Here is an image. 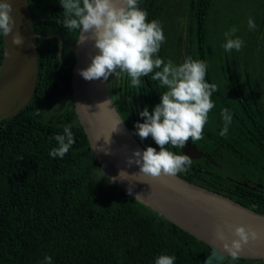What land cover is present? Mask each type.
Wrapping results in <instances>:
<instances>
[{"label":"trees","instance_id":"16d2710c","mask_svg":"<svg viewBox=\"0 0 264 264\" xmlns=\"http://www.w3.org/2000/svg\"><path fill=\"white\" fill-rule=\"evenodd\" d=\"M29 3L32 18L38 19L34 31L60 35L61 63L57 38H38L34 93L19 113L0 121V264H42L45 256L52 264H154L162 254L175 255V264L204 259L211 250L205 242L136 201L102 173L71 88L79 33L57 22L63 19L59 0ZM139 7L148 13V21L162 24L166 41L158 56L177 65L189 56L202 60L207 82L217 85L204 139L194 143L214 163L192 158L190 168L178 175L188 181L202 178L219 193L264 213V36L260 56L256 53L264 0H139ZM249 18L255 30L249 29ZM232 27L238 29L233 38H241L244 46L227 52L224 33ZM2 57L0 35V64ZM114 85L115 102L133 133L134 125L143 122L139 111L146 107L151 112L166 90L151 74L133 87L122 73ZM60 97L64 105L58 113L54 107ZM224 108L232 123L222 137ZM69 125L75 143L62 159L51 157L57 146L54 136ZM135 136L145 148L160 150L151 137ZM222 264H264V259L228 257Z\"/></svg>","mask_w":264,"mask_h":264},{"label":"clouds","instance_id":"9594fccd","mask_svg":"<svg viewBox=\"0 0 264 264\" xmlns=\"http://www.w3.org/2000/svg\"><path fill=\"white\" fill-rule=\"evenodd\" d=\"M59 3L63 9L59 15L63 19L57 22L69 32L79 33V45L91 42L95 50V55H90L91 63L78 70L84 80L104 82L110 76L119 77L123 73L131 78L133 87H139L141 77L151 74V79L166 89L151 112L146 107L139 111L143 122L134 125V135L141 140L151 137L160 150L157 152L151 146L143 151L134 150L126 159L127 165L136 164L140 173L152 177L161 174L175 176L187 171L192 165V158L177 154L168 146L182 149L189 140L194 144L204 139L203 130L208 115L215 107L211 97L217 91V85L206 80V62L189 56L177 65L159 57L161 45L166 41L162 24L158 19L148 21V13L139 7V0H59ZM13 11L12 0H0V35H11L12 44L20 46L24 40L18 30L13 33L16 28ZM248 27L251 30L257 27L251 18ZM237 31L236 27H232L224 33L226 42L222 47L225 51H239L244 46L241 38H233ZM221 116L223 128L220 135L225 137L232 123V114L228 108H224ZM54 139L57 146L52 148L49 155L62 159L75 143L71 126L64 127L63 134L55 135ZM107 143H111L110 137ZM124 173L121 170L117 178L120 179ZM139 198L140 195H137L136 199ZM232 237L229 241L223 228L217 227V247L222 253H227L232 261H237L244 246L257 240L259 234L252 228L237 226ZM175 260V255L162 254L155 258L154 264H175ZM42 264H52V258L45 256Z\"/></svg>","mask_w":264,"mask_h":264},{"label":"water","instance_id":"95a60500","mask_svg":"<svg viewBox=\"0 0 264 264\" xmlns=\"http://www.w3.org/2000/svg\"><path fill=\"white\" fill-rule=\"evenodd\" d=\"M16 28L23 37L20 46L12 44V36H2L3 57L0 64V121L19 113L30 101L38 76L37 39L58 40V57L61 63L62 39L58 33L41 34L34 31L29 0H12ZM264 36V7L257 32L256 53L260 56ZM76 39L73 53L74 66L71 88L77 117L83 127L92 149L101 166L102 173L112 181L121 170L120 179L113 182L142 205L177 225L179 228L205 242L210 253L196 264H222L228 258L217 247L216 229L223 228L230 241L237 226L252 228L259 238L250 241L240 253L241 258L264 259V213L246 207L238 201L216 191V186L195 177L188 181L178 174H161L152 177L140 173L136 164L128 166L127 157L134 150L145 147L134 135L115 102V91L108 81H86L78 73L90 63V55H95L91 42L79 45ZM8 53V55H6ZM106 102V103H105ZM124 120L121 124L120 121ZM122 131H114V129ZM111 134V135H110ZM110 137L111 143H107ZM107 151V153H106ZM191 158L207 157L190 141L181 149ZM213 162L212 159H210ZM214 163V162H213ZM247 185V182L243 183ZM260 187L261 184H258ZM254 188V187H252ZM140 195L139 199L136 196Z\"/></svg>","mask_w":264,"mask_h":264},{"label":"rangeland","instance_id":"374dc122","mask_svg":"<svg viewBox=\"0 0 264 264\" xmlns=\"http://www.w3.org/2000/svg\"><path fill=\"white\" fill-rule=\"evenodd\" d=\"M118 87H119V85H118ZM60 101H63L62 97H60L57 100H55V102H58L57 105H55V111H58V113H60L62 111L63 105H64V103L60 102ZM50 105H52V102L50 103Z\"/></svg>","mask_w":264,"mask_h":264},{"label":"flooded vegetation","instance_id":"af4514ba","mask_svg":"<svg viewBox=\"0 0 264 264\" xmlns=\"http://www.w3.org/2000/svg\"><path fill=\"white\" fill-rule=\"evenodd\" d=\"M110 78V81H111V86L113 87V89H114V87H115V85H114V80H115V78H117V77H115L114 75L113 76H110L109 77ZM117 80V79H116ZM118 81V80H117ZM115 91V90H114ZM55 108V107H54ZM54 108H52V110H54ZM257 186H258V184H257Z\"/></svg>","mask_w":264,"mask_h":264}]
</instances>
